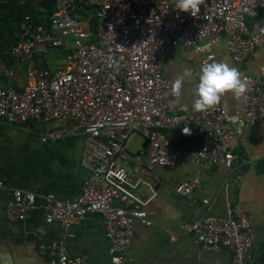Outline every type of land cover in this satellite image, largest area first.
Segmentation results:
<instances>
[{
    "label": "built area",
    "instance_id": "obj_1",
    "mask_svg": "<svg viewBox=\"0 0 264 264\" xmlns=\"http://www.w3.org/2000/svg\"><path fill=\"white\" fill-rule=\"evenodd\" d=\"M13 1L20 6L27 2ZM77 1L53 0L48 26L28 15L21 19L19 39L4 53L11 62L0 57V120L11 125L69 123L40 139L45 143L82 138L80 165L90 178L74 201L45 197L41 207L45 220L68 229L85 215L99 213L108 245L106 264H126L134 223L151 225L144 207L164 185L153 174L155 168H173L182 158L197 168L223 167L235 184L241 182L237 156L228 145L246 129L264 124V70L242 76L248 88L243 99L233 97L236 111L219 103L198 112L187 105H170V83L162 66L169 52L178 48L197 54L199 65L211 62L212 49L221 39L231 60L245 63L264 43L260 18L264 0H200L191 14L179 11L176 0H83L97 24L94 36L73 15ZM38 45L61 49L62 66L54 72L33 67L26 70L21 88L3 87L1 82L10 79L22 61L30 60ZM176 128L194 129L201 138L200 149L194 153L171 149L161 131ZM136 135L143 144L127 154ZM140 187L148 190L147 200L135 194ZM200 190L197 178L174 185V193L182 198ZM35 200L30 192L13 191L5 218L25 221ZM184 230L203 252L225 250L230 264H247L251 218L234 205H227L224 219L201 217ZM37 248L49 264H91L72 256L62 242L42 241Z\"/></svg>",
    "mask_w": 264,
    "mask_h": 264
},
{
    "label": "crops",
    "instance_id": "obj_2",
    "mask_svg": "<svg viewBox=\"0 0 264 264\" xmlns=\"http://www.w3.org/2000/svg\"><path fill=\"white\" fill-rule=\"evenodd\" d=\"M2 0H0L1 2ZM49 0H27V6L35 18L47 17ZM73 15L90 30L91 10L79 0ZM264 20V9L260 13ZM211 61H227L237 67L241 76H254L264 70V43L243 64L234 63L221 39L213 47ZM63 64V52L59 48L38 45L30 60L22 61L3 87L21 88L25 72L33 67L47 68L54 72ZM199 56L188 48L172 49L167 55L162 74L170 83L185 69H198ZM193 84L186 81L182 96L171 94L170 105L191 107ZM234 112L238 105L233 96L225 94L220 102ZM69 126L66 120L27 122L11 125L0 120V264H49L38 252L42 241L62 242L67 251L91 264L109 262L108 245L104 237L103 218L99 213L85 215L68 229L57 222H46L41 209L45 197L57 201H74L79 198L90 174L81 167L83 139L69 137L56 142H42L41 136L51 130ZM164 129L169 147L175 151L197 152L201 138L194 129ZM143 144L140 136H134L126 153L133 154ZM237 156L241 169V182L235 184L230 172L223 167L197 168L185 159H179L173 168L157 167L153 174L164 185L162 190L144 207L150 226L134 223V236L127 250L126 264H230L227 251L217 254L203 252L194 242L191 233L184 230L201 217L224 219L228 204L234 205L251 218V236L256 248L264 243V124L246 129L237 141L228 145ZM131 163H125L129 167ZM141 171L136 177H140ZM186 178H197L201 190L195 196L182 198L174 193V185ZM32 193L35 208L22 222L5 218L4 209L13 191ZM141 200L149 198L146 188L135 191ZM203 201H207L206 204ZM114 206H119L117 202Z\"/></svg>",
    "mask_w": 264,
    "mask_h": 264
},
{
    "label": "clouds",
    "instance_id": "obj_3",
    "mask_svg": "<svg viewBox=\"0 0 264 264\" xmlns=\"http://www.w3.org/2000/svg\"><path fill=\"white\" fill-rule=\"evenodd\" d=\"M199 3L200 0H176V8L191 14ZM186 81L193 84L191 107L198 112L218 105L225 94L230 93L236 99H243L248 88L247 79L227 61H204L198 69H185L172 80L170 94L179 99ZM183 134H189V130L184 128Z\"/></svg>",
    "mask_w": 264,
    "mask_h": 264
},
{
    "label": "trees",
    "instance_id": "obj_4",
    "mask_svg": "<svg viewBox=\"0 0 264 264\" xmlns=\"http://www.w3.org/2000/svg\"><path fill=\"white\" fill-rule=\"evenodd\" d=\"M49 1H51V5L49 4L50 7L48 8L47 17L43 20L34 17V15L31 13V10L27 6V2L23 6L18 5L13 0H2L0 2V57H2L5 62H11L10 57L6 56L4 53L10 45L17 43L19 39V23L24 16L28 15L33 20H37L44 26H48L49 16L53 11L54 6L53 0ZM79 2L82 3L83 0H79ZM89 24L90 31L94 36L96 33L97 24L93 16L91 17Z\"/></svg>",
    "mask_w": 264,
    "mask_h": 264
},
{
    "label": "flooded vegetation",
    "instance_id": "obj_5",
    "mask_svg": "<svg viewBox=\"0 0 264 264\" xmlns=\"http://www.w3.org/2000/svg\"><path fill=\"white\" fill-rule=\"evenodd\" d=\"M249 260L247 264H264V243L258 249L255 246L253 237L250 234Z\"/></svg>",
    "mask_w": 264,
    "mask_h": 264
}]
</instances>
